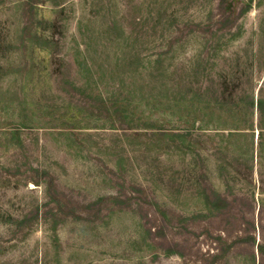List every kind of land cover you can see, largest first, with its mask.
I'll list each match as a JSON object with an SVG mask.
<instances>
[{
    "label": "rangeland",
    "instance_id": "obj_1",
    "mask_svg": "<svg viewBox=\"0 0 264 264\" xmlns=\"http://www.w3.org/2000/svg\"><path fill=\"white\" fill-rule=\"evenodd\" d=\"M0 264H264V0H0Z\"/></svg>",
    "mask_w": 264,
    "mask_h": 264
},
{
    "label": "trees",
    "instance_id": "obj_2",
    "mask_svg": "<svg viewBox=\"0 0 264 264\" xmlns=\"http://www.w3.org/2000/svg\"><path fill=\"white\" fill-rule=\"evenodd\" d=\"M49 185L51 186V183H49ZM49 190H51V189H49Z\"/></svg>",
    "mask_w": 264,
    "mask_h": 264
}]
</instances>
